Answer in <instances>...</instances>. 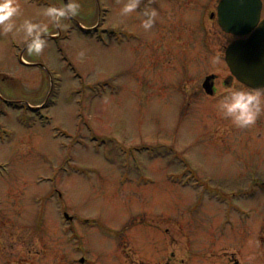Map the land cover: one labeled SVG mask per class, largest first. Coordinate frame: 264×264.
Segmentation results:
<instances>
[{
  "label": "rangeland",
  "instance_id": "1",
  "mask_svg": "<svg viewBox=\"0 0 264 264\" xmlns=\"http://www.w3.org/2000/svg\"><path fill=\"white\" fill-rule=\"evenodd\" d=\"M219 1L80 0L39 55L0 34V91L22 105L0 116V264H264V113L241 129L218 111L244 88ZM61 2L20 0L16 23Z\"/></svg>",
  "mask_w": 264,
  "mask_h": 264
},
{
  "label": "clouds",
  "instance_id": "2",
  "mask_svg": "<svg viewBox=\"0 0 264 264\" xmlns=\"http://www.w3.org/2000/svg\"><path fill=\"white\" fill-rule=\"evenodd\" d=\"M142 0H122L121 14L127 15L140 7ZM81 8L80 0H62L60 6L49 4L42 8L41 14L47 22L24 17L20 24L16 18L23 15L20 0H0V34L11 33L13 38L19 37L26 45L27 52L39 55L48 44L47 34L50 23L59 24L61 28L68 25L63 23L65 18L75 17ZM141 24L148 30L156 23L158 9L149 5L144 8ZM80 56L84 52L79 53ZM219 113L230 120L238 128L244 129L256 124L261 113H264V91L244 88L226 89L217 101Z\"/></svg>",
  "mask_w": 264,
  "mask_h": 264
},
{
  "label": "water",
  "instance_id": "3",
  "mask_svg": "<svg viewBox=\"0 0 264 264\" xmlns=\"http://www.w3.org/2000/svg\"><path fill=\"white\" fill-rule=\"evenodd\" d=\"M262 0H220L218 21L222 29L237 36H246L231 42L226 49V62L232 74L252 88L264 87V19L261 20ZM209 75L204 81L205 90L214 93ZM68 217V216H67Z\"/></svg>",
  "mask_w": 264,
  "mask_h": 264
},
{
  "label": "flooded vegetation",
  "instance_id": "4",
  "mask_svg": "<svg viewBox=\"0 0 264 264\" xmlns=\"http://www.w3.org/2000/svg\"><path fill=\"white\" fill-rule=\"evenodd\" d=\"M263 1V9H262V14H261V20L264 19V0ZM148 3H149V0H148ZM213 15V14H212ZM211 15V18H213ZM252 33V32H251ZM250 33V34H251ZM250 34L246 35V36H236L234 34H228V35H231L232 36V41L236 40V39H239V38H246L248 37ZM6 76L5 74H2L0 75V82L1 80H5V77ZM230 77V76H229ZM232 77V76H231ZM217 78H215V81H216ZM239 82V81H238ZM240 83V82H239ZM241 85L244 86L245 89H249V90H261V91H264V87L260 88V89H254V88H251V87H248L244 84L241 83ZM230 89V88H228ZM218 88L216 85H214V93L212 95H216L218 93ZM47 104H45L43 107H46ZM8 107H11V108H14L15 110L17 109H21L22 108V105L20 102L18 101H10L9 99L6 98V96L0 91V116L1 115H5L6 114V109L5 108H8ZM41 110V109H40ZM39 111V110H38ZM37 111V112H38ZM20 121L21 124L23 125H28V122H27V119L23 116V114H21V117L18 119ZM6 132H11L7 127H0V134H4ZM259 137H264L263 135H259ZM264 141V140H262ZM8 166H9V163L8 161H2L0 162V172H5L7 169H8ZM260 184H262L263 186H261L262 188H264V180H262L261 182H259ZM264 239V237L262 238ZM172 259V258H171ZM171 259H169L165 264H170L171 262ZM165 261V260H164Z\"/></svg>",
  "mask_w": 264,
  "mask_h": 264
}]
</instances>
